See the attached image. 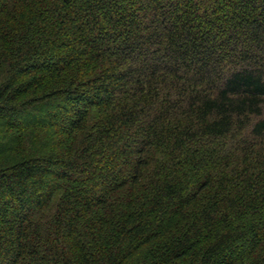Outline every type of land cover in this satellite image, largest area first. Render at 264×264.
I'll use <instances>...</instances> for the list:
<instances>
[{"label": "trees", "instance_id": "1", "mask_svg": "<svg viewBox=\"0 0 264 264\" xmlns=\"http://www.w3.org/2000/svg\"><path fill=\"white\" fill-rule=\"evenodd\" d=\"M0 264H264V0H0Z\"/></svg>", "mask_w": 264, "mask_h": 264}]
</instances>
